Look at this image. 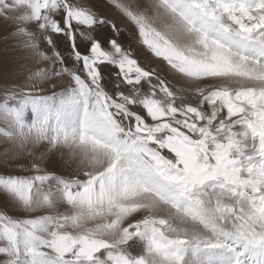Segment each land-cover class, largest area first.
Wrapping results in <instances>:
<instances>
[{
	"label": "snow or ice",
	"instance_id": "6c2138e0",
	"mask_svg": "<svg viewBox=\"0 0 264 264\" xmlns=\"http://www.w3.org/2000/svg\"><path fill=\"white\" fill-rule=\"evenodd\" d=\"M106 2L149 58L96 0H0V264H264V0Z\"/></svg>",
	"mask_w": 264,
	"mask_h": 264
},
{
	"label": "rangeland",
	"instance_id": "374dc122",
	"mask_svg": "<svg viewBox=\"0 0 264 264\" xmlns=\"http://www.w3.org/2000/svg\"><path fill=\"white\" fill-rule=\"evenodd\" d=\"M86 2V0H85ZM96 4L98 7L102 9L104 13H106L110 18L115 20L117 23L120 24L121 28L124 29V39L126 43H132V47L137 51L142 54L144 58H149L151 56L150 53H148L142 45H137V43L132 42L133 40H138V37L135 33L134 28L127 24V22L121 17L119 12L109 5L106 0H96ZM5 25L3 21H0V72H2L3 67H4V62L7 57L13 56L15 54V46H16V41H8V44L10 45L9 47L5 46ZM131 36V39H130ZM150 62L153 65H156L159 63V60L156 58H151ZM174 84L179 85V81L177 79H172L171 81ZM53 171H57L62 175H68L71 173L72 169L68 167L61 168L59 166H54ZM0 171H3V169H0ZM16 175H30L31 173L27 172L26 170H21V169H16L14 170V173ZM15 214V213H14Z\"/></svg>",
	"mask_w": 264,
	"mask_h": 264
}]
</instances>
